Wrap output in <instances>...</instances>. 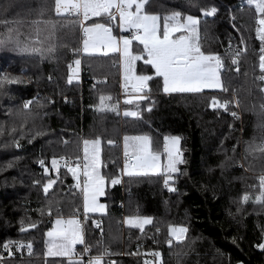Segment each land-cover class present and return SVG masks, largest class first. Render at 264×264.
<instances>
[{"label": "trees", "instance_id": "1", "mask_svg": "<svg viewBox=\"0 0 264 264\" xmlns=\"http://www.w3.org/2000/svg\"><path fill=\"white\" fill-rule=\"evenodd\" d=\"M212 7L215 14L205 16L204 10ZM145 11L203 16L201 49L223 59L221 79L228 90L165 93L162 78L155 76L150 65L138 62L137 74L154 77L148 82L150 99L139 104L141 119L111 112L97 128L100 173L108 178L118 175L122 151L119 143L108 141L125 133L146 134L153 147L166 135L179 136L185 163L172 174L174 192L163 188L158 174L123 175L116 185L106 179L102 199L107 212L87 214L85 240L92 253L109 249L105 264H144L149 250L161 253L162 264H264V250L259 247L264 203L256 202L264 153L252 150L264 143V92L260 91L264 81L256 79L257 85L249 87L255 72L252 66L240 63L234 68L225 58L232 34L240 55L259 58L261 43L255 29L260 14L247 0H149ZM79 24L76 17L57 16L54 0H0V78L16 81L5 82L0 89V264H68L43 256L44 232L55 215H70L81 208L80 191L70 172L61 168L59 175L45 173L44 166L58 154H80L81 133L89 116L84 106L95 105L100 95L109 94L120 109L137 110L135 103H124L123 97L129 94L120 82L118 54L81 53ZM245 28L252 35L251 43L245 42ZM37 38L43 43H33ZM34 47L43 49V54L32 52ZM76 59L81 60L82 80L69 84L68 64ZM257 74L264 73L256 69ZM232 86L240 94L236 102V92L229 89ZM213 97L230 101L228 110L211 107ZM49 179L57 182L45 193L43 186ZM130 213L153 222L143 232L124 229L123 216ZM96 220L102 221V232L96 230ZM116 222L127 237L116 239L118 244L108 242L106 236L109 225ZM33 224L36 227H29ZM172 225L187 228L180 241L169 235ZM22 227L27 230L21 231ZM18 240L31 243V255L16 251L8 255L4 243Z\"/></svg>", "mask_w": 264, "mask_h": 264}, {"label": "snow or ice", "instance_id": "2", "mask_svg": "<svg viewBox=\"0 0 264 264\" xmlns=\"http://www.w3.org/2000/svg\"><path fill=\"white\" fill-rule=\"evenodd\" d=\"M149 0H55V13L57 16H75L82 21H89L94 17H106L108 21L115 22L119 18V28L121 31H131L129 36H115L113 35V28L111 24L92 23L85 25L80 23L84 38L82 51L87 55L100 54L107 56L109 52H116L121 54L124 68V87L128 94V87L131 86V92L134 94L132 98L125 99L124 103L133 105L135 103L137 110H125L123 115L125 117H134L141 119V111L139 104L142 101L150 99L149 81L153 80V75H136L134 72L135 62L144 60V63L150 65L154 69L156 77L162 78L163 91L165 93H201L204 89H221L227 91L228 89L221 81V70L224 67L223 59L218 54H206L201 49L199 43V34L197 25L199 20L192 15H188L181 21V13L175 12L170 16L164 17L163 25L160 24L161 17L155 14H148L145 11V6ZM248 5H254L255 10L260 14L256 20L257 27L256 37L261 43L259 56V69L264 73V0H247ZM216 12V8L204 10L205 16H212ZM52 34L55 33L56 25H51ZM176 33H182L178 37ZM39 35V34H38ZM133 41H137L143 46L141 53H133L130 50V45ZM2 43V42H0ZM33 43H43L37 38ZM122 45V47H121ZM28 51V48L24 49ZM32 52L43 54V49L32 48ZM48 51H54V48H49ZM79 51V50H76ZM235 58L232 59V64H239L240 52L237 51ZM146 57V58H145ZM75 67L69 65L71 75L68 77V83L71 84L73 79H78V73L81 66V60H74ZM237 71L239 68L237 67ZM260 81H264V74L258 77ZM5 82L15 83V80H9L7 77L0 78V89L4 87ZM264 92V88L260 89ZM111 96H101L98 111L116 112L119 114L118 105L110 104ZM230 101L221 102L216 97L211 100L210 106L213 108H223L228 110ZM238 103V102H237ZM25 108L29 104L24 105ZM264 109V105H261ZM151 111V107L147 109ZM233 116L237 113L233 112ZM2 134V130H0ZM124 168L123 173L129 177L146 176L150 172L152 174L164 175V184L169 191H176L175 187L169 186L170 181L173 180V173L180 171L179 165L185 163L183 153L180 150L179 136H165L163 144V153L167 156V163L161 164L162 153L152 146V138L148 135L124 136ZM131 142V145H130ZM112 144L113 141H108ZM101 140L99 138L83 140V186L78 182L76 187L80 189L83 194V212L85 218L90 212L103 211L104 204H100L99 197L105 195L106 179H110L112 185L119 184V176L106 177L99 171L101 166L100 157ZM131 146V153L129 147ZM264 153V143L259 144L255 149ZM64 161V166L70 172L74 179L79 181L77 168L81 167L80 158L77 157L76 166H69L72 161L70 158L61 157ZM44 165V161H40ZM52 168L59 175L60 167L59 161L56 158L51 160ZM48 169L45 168V173ZM55 179H49L43 186L45 193L56 184ZM261 192L256 197L257 203H264V175L259 178ZM243 200L247 202L249 196L245 195ZM77 211H79L77 209ZM150 217H128L125 223L131 228H137L141 232L144 231V226L152 224ZM58 228L49 231L47 252L48 257H65L68 264H105L104 257L110 255L105 250L103 253L94 257H89L85 261L84 257L91 252L84 237V231L81 226V221L77 216L73 215L64 219L59 217L55 221ZM29 227H36L35 224ZM99 227V224H97ZM27 229L22 227L21 231ZM185 227L169 228L170 235L177 241H180L187 232ZM172 244V240L168 241ZM76 245H83V251L77 252ZM12 242L4 245L5 250H9L11 255ZM15 247L18 249H28V254L31 255V243L23 244L16 242ZM259 247L264 250V244ZM138 254V253H134ZM151 255L159 259L161 253L158 251L152 252ZM144 264H150L148 260Z\"/></svg>", "mask_w": 264, "mask_h": 264}, {"label": "rangeland", "instance_id": "3", "mask_svg": "<svg viewBox=\"0 0 264 264\" xmlns=\"http://www.w3.org/2000/svg\"><path fill=\"white\" fill-rule=\"evenodd\" d=\"M54 6H55V0H54ZM173 13H175V12H171V13H168V14H164V15H159V14H155V15H158V16H160L161 17V19H160V24H161V26L163 25V22H164V17L165 16H170V15H172ZM202 13V12H201ZM148 14H151V13H148ZM188 15H190V14H187V15H185L184 17H182L181 16V21L183 22V19L186 17V16H188ZM192 15V14H191ZM68 16V15H67ZM193 17H195V18H197L198 20H199V24L197 25V30H198V34H199V41H200V35H201V32H200V23H201V19H203L204 17L203 16H201V15H192ZM73 17H75V16H73ZM77 18V17H76ZM77 20H78V18H77ZM81 21H82V19H79L78 20V22L79 23H81ZM105 23V24H111V26H112V28H113V35H115V36H117V37H119V36H129V37H131V34H130V31H121L120 30V28H119V18H117V20L115 21V22H111V21H108L107 20V18L106 17H99V18H97V17H94V18H92L91 20H89L88 22L86 21V23L84 22V24L85 25H90V24H92V23ZM80 29H81V27H80V24H79V31H78V34H79V32H80ZM182 33H176L175 35L178 37L179 35H181ZM242 34H244V36H247V38L245 39V42H246V44L247 43H251L252 42V35H251V33L249 32V30L247 29V28H245L244 30H242ZM232 38H233V42L230 44V46H228L227 47V49H226V56H225V58H227L230 62L232 61V59L233 58H235V53L237 52V46L235 45V37H234V35L232 34V36H231ZM79 42H80V38H79ZM200 43V42H199ZM135 45H136V47H135ZM121 47H122V45H121ZM248 47H250V45L248 44ZM80 48L81 49H83V40H82V42L80 43ZM136 49H138V50H136ZM142 49H143V46L142 45H140L137 41H133V43H132V45H130V50L133 52V53H141L142 52ZM203 51V50H202ZM248 49H247V53H248ZM111 52V51H110ZM118 54V58L115 60V61H117L118 63H117V69L119 70V74H120V77H121V82H122V84H123V87H124V68H123V61H122V58H121V54L120 53H117ZM206 54H214V53H206ZM146 58V57H145ZM140 62H144V60L142 59V60H139ZM139 61H136L135 62V68H134V72H135V74L136 75H138L137 73H136V68L138 67V62ZM115 63V62H114ZM240 63H245V66H247L248 64H250L251 66H252V69L253 70H255V72L253 71V73L251 74V81L249 82V87H254V86H256L257 84H256V82H255V80L256 79H258V77L260 76L259 74H257L256 76H255V73H256V69H259V58L257 57L256 58V60H253L252 59V56L251 55H249V54H247V55H244V54H242V55H240L239 56V64ZM74 64V63H73ZM82 66V65H81ZM235 66L236 65H234V68H235ZM244 66V68H247V67H245ZM74 67H75V65H74ZM73 67V68H74ZM242 68H243V66H242ZM236 69H237V67H236ZM69 75H71V71L68 69V73H67V75H66V78H67V80H68V77H69ZM140 75H147V74H140ZM255 77V78H254ZM80 80V76L78 75V79H74L73 81H79ZM221 81H222V83H223V80L221 79ZM223 85L225 86V84L223 83ZM125 88V87H124ZM162 89H163V81H162ZM230 90H233L234 92H236V94L238 95H236L235 94V102L237 101V99H238V97L240 96V94L238 93V91L236 90V88L234 87V86H232V87H230L229 88ZM217 90H220V89H217ZM128 94L130 95V94H133L132 92H131V86L129 85V87H128ZM134 95V94H133ZM129 98H132V97H127V98H125V97H123V99H129ZM218 99V98H217ZM218 100H220L221 102H223V101H225L224 99H218ZM94 105H92V106H84V108L86 107H88V109H89V112H88V114H89V116H87L88 118H90V115H91V108L93 107ZM130 110V109H129ZM87 121V120H86ZM90 133L91 132H88L87 131V129H85V126L83 127V130H82V133H81V142H80V154L79 155H77V156H73V157H78V156H83V140H85V139H88V140H93L92 138H90L91 136H90ZM124 136H133V134H129V133H125V134H123L122 135V143H120V141H119V139H115V140H118L119 141V145L121 144V146H120V148H121V150H122V147L124 146V140H123V138H124ZM166 136H175V135H166ZM115 140H113V142L115 141ZM163 140V139H162ZM110 141H112V140H110ZM160 144V143H159ZM163 144H164V140H163ZM124 151H122L121 152V154L123 153ZM58 155H61V154H58ZM67 155V154H66ZM57 156V155H56ZM54 157H50V159H49V161H50V163H49V165H45L44 166V171H45V168H47L48 169V171H50L51 173H53V174H56V172H55V170L52 168V165H51V160L53 159ZM163 158H167V156H166V154H164V156H163ZM82 161H83V158H82ZM41 164V163H40ZM51 169H52V171H51ZM62 169H64V168H62ZM60 170H61V168H60ZM66 170V169H65ZM78 171V170H77ZM99 171H100V168H99ZM77 174H78V172H77ZM118 175H119V173H118ZM79 176H80V173H79ZM161 178H162V180H161V184H162V186H163V188H166V189H168V187L167 186H165V185H163V181H164V179H165V176L164 175H162L161 176ZM169 186H171L172 187V181H170V184H169ZM80 197H81V194H80ZM81 199H82V197H81ZM77 214V213H76ZM55 216H58V215H55ZM143 216V215H142ZM144 217H146V216H144ZM54 225V219H53V222H52V226ZM51 226V227H52ZM172 226H176V225H172ZM177 226H181V225H177ZM50 227V228H51ZM181 227H183V226H181ZM49 228V229H50ZM48 230V229H47ZM46 231V230H45ZM169 235H170V233H169ZM171 236V235H170ZM44 238H45V232H44ZM114 240L116 239V238H114V237H112ZM125 238H127V237H125ZM171 238H172V236H171ZM175 238H173V240H174ZM18 241H22V242H24L23 240H18ZM122 241H123V239H122ZM28 242V241H27ZM26 241L24 242V243H26V244H28ZM31 252H32V249H31ZM60 259H62V258H60ZM63 261H65V262H67V259H62Z\"/></svg>", "mask_w": 264, "mask_h": 264}, {"label": "crops", "instance_id": "4", "mask_svg": "<svg viewBox=\"0 0 264 264\" xmlns=\"http://www.w3.org/2000/svg\"><path fill=\"white\" fill-rule=\"evenodd\" d=\"M88 22V21H87ZM86 23V22H85ZM81 53H84L83 51H82V49H81ZM118 63V62H117ZM78 75H79V73H78ZM138 75H140V74H138ZM74 80V79H73ZM120 82H121V77H120ZM121 84H122V82H121ZM122 86H123V84H122ZM101 96H110L109 94H102V95H100L99 96V98H98V101H97V103L91 108V115H90V118H88V120H87V122H86V125H85V129H87V131L88 132H91L90 133V138H92V139H97L98 137H97V135H96V131H97V128L99 127V126H101V125H103V124H105L106 123V121H107V118H108V115H109V113H111V111H106V112H102V111H98L97 109H98V107H99V103H100V97ZM133 96V94H130V95H128L127 97H132ZM108 103H110V104H115V105H117V103L115 102V101H113V100H111V101H109ZM119 108V107H118ZM125 110H129V109H120L119 108V114L121 115V116H124L123 115V112L125 111ZM113 113H116V112H113ZM137 135H146V134H133V136H137ZM165 137V136H164ZM164 137H163V140H164ZM163 140H162V142L160 143V144H156L153 148L154 149H158L161 153H162V155H161V160H160V162H161V164H166L167 163V158H163V156H164V153H163V149H161V147L163 146ZM119 141H120V143H122V135L120 136V138H119ZM130 145H131V142H130ZM120 146H121V144H120ZM131 146L129 147V152L131 153ZM121 151H124V146L122 147V150ZM82 158H83V156L81 157V160H82ZM82 165H83V161H82ZM123 168H124V164L121 166V168H120V170H119V175H117V176H119V178L121 179V177L123 176V175H125L124 173H123ZM78 171V176H79V173H80V175L81 176H79V181H77V179H74L75 180V186L77 185V183L79 182L80 183V177H82V181H81V187L83 186V180H84V177H83V167L81 166V168L80 169H77ZM149 174H152L151 172L149 173ZM108 184H111V182L109 181L108 182ZM105 186H106V183H105ZM79 191H80V189H79ZM80 194H81V197H82V199H81V208L79 209V211H76L75 213H73V214H70V215H66V216H63V215H58V216H54V225L50 228V229H48V230H46L45 231V238H44V250H43V256L44 257H48L47 255H46V252H47V246H48V241H49V237L47 236V233L49 232V231H53L54 229H56V228H58L59 226H57L56 225V223H55V221H56V219L57 218H59V217H63L64 219H67L68 217H70V216H73V215H75L76 213H78V212H80V211H82L83 212V194H82V192L80 191ZM102 197L103 196H101V197H99V203L100 204H104L105 205V209L103 210V211H97V212H90V213H92V214H98V215H102V214H105L106 212H107V205H106V203H105V201L102 199ZM84 213V212H83ZM135 216H140V215H137V214H135V213H130V214H124V216H123V224H122V226L121 225H119V226H121V227H124V229H126V228H131V227H129L126 223H125V220H126V218H128V217H135ZM140 217H144V216H140ZM116 224V226H115V229L114 228H112L114 225ZM115 224H111V225H109V230H108V232H107V234H106V236H107V240H108V242L109 241H113L114 239L112 238V237H114V238H116V239H118V240H120V241H122V238H125L126 236L123 234V229L121 228V230L120 229H118L117 227H119L117 224V222L115 223ZM172 227H179V226H172ZM181 227V226H180ZM170 228V227H169ZM115 239V241H114V244H118V241ZM172 239H173V237H172ZM174 240H176V239H174ZM77 246V245H76ZM106 246H108V245H106ZM57 258H62V259H67V258H65V257H57Z\"/></svg>", "mask_w": 264, "mask_h": 264}, {"label": "built area", "instance_id": "5", "mask_svg": "<svg viewBox=\"0 0 264 264\" xmlns=\"http://www.w3.org/2000/svg\"><path fill=\"white\" fill-rule=\"evenodd\" d=\"M85 21H81V23L84 24ZM130 34L132 35V32L130 31ZM79 37L81 40H83L84 38V34H83V31H82V28L80 29V32H79ZM69 65H72L74 67V64L73 63H69L68 64V69H69ZM70 70V69H69ZM79 76H80V81L82 80V67L80 66V69H79ZM95 83V80L92 79L91 80V84L93 85ZM64 100L66 101V97H64ZM114 143H119L118 140H115ZM161 149H163V146L161 147ZM61 157H64L66 159L70 158L72 163L69 165V166H72V167H75L76 166V160H77V157H73V156H70V155H66V154H61V155H57L55 156L54 158H56L58 161H59V167L60 168H64L67 170V167L64 166V161L63 160H60ZM80 158V161H81V166H82V160H81V156H78ZM121 159H122V163L124 164V152L121 154ZM81 168V167H80ZM80 168H77V169H80ZM81 176V175H80ZM81 181H82V177H80V184H81ZM164 182V181H163ZM165 185V184H164ZM75 216L78 217V219L81 221V226L82 228L84 227V213L82 211L78 212L77 214H75ZM97 224H99V227H97ZM96 229L98 231H101L102 230V224H101V221L100 220H96L95 223H94ZM9 242H12V247L10 249L11 251V255L15 254L14 251L18 252L19 254L25 252V253H28V249L27 248H24V249H18L15 247V244L16 242H20V243H23V244H26L22 241H6L4 243L5 244H8ZM262 244H264V234H263V237H262ZM76 250L77 252H82L83 251V245H77L76 246ZM107 250L108 251V248L107 247H104L103 248V252ZM8 255H9V250H5ZM157 250H149V252L147 253V256L145 257V260H148L150 262V264H160V258L157 259L156 257H153L151 255L152 252H155ZM102 252V253H103ZM98 254H95V253H88L87 255H85L84 259L85 261H87V259L91 256V257H94ZM237 264H246V263H243V262H239Z\"/></svg>", "mask_w": 264, "mask_h": 264}, {"label": "bare ground", "instance_id": "6", "mask_svg": "<svg viewBox=\"0 0 264 264\" xmlns=\"http://www.w3.org/2000/svg\"><path fill=\"white\" fill-rule=\"evenodd\" d=\"M84 219H85V215H84ZM101 224H102V221H101ZM122 224H123V220H122ZM95 226V225H94ZM96 228V227H95ZM102 229H103V226H102ZM97 230V229H96ZM83 231H84V227H83ZM98 231V230H97ZM98 232H102V230L101 231H98ZM108 251H109V249H108ZM159 252V251H158ZM143 261H145V259H143ZM160 264H162L161 263V258H160Z\"/></svg>", "mask_w": 264, "mask_h": 264}]
</instances>
